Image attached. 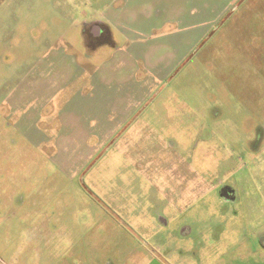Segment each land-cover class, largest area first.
<instances>
[{
	"label": "rangeland",
	"instance_id": "374dc122",
	"mask_svg": "<svg viewBox=\"0 0 264 264\" xmlns=\"http://www.w3.org/2000/svg\"><path fill=\"white\" fill-rule=\"evenodd\" d=\"M0 264H264V0H0Z\"/></svg>",
	"mask_w": 264,
	"mask_h": 264
},
{
	"label": "flooded vegetation",
	"instance_id": "af4514ba",
	"mask_svg": "<svg viewBox=\"0 0 264 264\" xmlns=\"http://www.w3.org/2000/svg\"><path fill=\"white\" fill-rule=\"evenodd\" d=\"M82 31L84 35L89 34L95 40H98L97 43H99L100 45L108 44L111 42V32L109 31L108 27L102 22H85L83 24Z\"/></svg>",
	"mask_w": 264,
	"mask_h": 264
},
{
	"label": "crops",
	"instance_id": "0c3cea01",
	"mask_svg": "<svg viewBox=\"0 0 264 264\" xmlns=\"http://www.w3.org/2000/svg\"><path fill=\"white\" fill-rule=\"evenodd\" d=\"M110 22H112V21H110ZM113 23V22H112ZM114 24V23H113Z\"/></svg>",
	"mask_w": 264,
	"mask_h": 264
}]
</instances>
